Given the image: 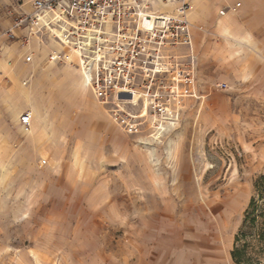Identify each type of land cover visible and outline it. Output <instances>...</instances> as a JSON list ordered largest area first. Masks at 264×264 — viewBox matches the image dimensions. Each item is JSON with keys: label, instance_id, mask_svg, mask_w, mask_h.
I'll return each instance as SVG.
<instances>
[{"label": "rangeland", "instance_id": "obj_1", "mask_svg": "<svg viewBox=\"0 0 264 264\" xmlns=\"http://www.w3.org/2000/svg\"><path fill=\"white\" fill-rule=\"evenodd\" d=\"M192 1L198 13L189 18L208 31L195 45L197 95L178 93L176 80V101L168 100L176 122L162 123L154 136L151 113L137 134L113 124L93 98L78 52L51 63L55 46L40 47L27 32L12 39L29 71L16 80L0 76V264H236L231 251L252 197L264 207L255 190L264 176V99L227 79L235 69L221 65L215 48L225 40L217 27L222 7L241 1L229 15L246 27V13L264 14V0ZM190 54L176 47V70L188 68ZM18 59L11 56L10 65ZM17 84L40 98L47 136L31 140L20 125L32 102L9 95ZM260 228L245 227L239 242L251 264H264Z\"/></svg>", "mask_w": 264, "mask_h": 264}, {"label": "built area", "instance_id": "obj_2", "mask_svg": "<svg viewBox=\"0 0 264 264\" xmlns=\"http://www.w3.org/2000/svg\"><path fill=\"white\" fill-rule=\"evenodd\" d=\"M31 2L33 10L20 13L13 29L26 27L31 37L38 33L42 38L45 35L49 38L51 34L58 38L65 48L59 52L52 50L51 60L67 59L68 49L78 51L79 62L76 63L85 73L96 100L123 131L140 133L142 119L150 113L158 122L152 136L159 132L162 123L176 122V112L168 101L169 97L176 101V80L178 93L197 95L192 91L196 72L189 18L191 0ZM239 6L241 2L221 9L220 14L236 11ZM13 29L7 31L8 36L21 38ZM180 45L191 49V60L188 68L176 70V66H182L176 63V47ZM1 52L0 46V56ZM26 60L32 61L33 54H28ZM180 82L187 83L188 88L180 90ZM135 93H139L138 102L134 101ZM145 98L149 100L148 114L140 117ZM140 101L142 106L136 112L134 109L140 106ZM20 121L28 131L31 112H24Z\"/></svg>", "mask_w": 264, "mask_h": 264}, {"label": "crops", "instance_id": "obj_3", "mask_svg": "<svg viewBox=\"0 0 264 264\" xmlns=\"http://www.w3.org/2000/svg\"><path fill=\"white\" fill-rule=\"evenodd\" d=\"M191 2L193 1L191 0ZM196 4H200V2L198 1ZM227 7L228 5L222 7L221 9ZM32 10L33 7L31 0H0V46L2 51L0 56V76L10 75L14 78V80H16V78H18L23 72L29 71L28 67H25L20 58L22 49L15 47V44L12 42V38L8 36L7 31L9 29H13L14 20L20 13H28ZM220 10L219 15L222 18L218 22L219 24L217 29L219 32H221V35L224 37L225 42H223L221 46L216 47L215 51L219 55L222 67L231 66L235 69V71L232 73V76H228L227 79H237L238 84L242 85L243 87L246 86L251 91L254 97L258 99H264V22H262L264 20V14L246 13L243 18L244 22H247V26L245 27L242 26L239 18L233 15H229L234 11L227 10L225 15H221ZM197 13L198 11L195 8V5H192L190 14H192L193 16ZM191 23L193 35L192 54L195 62V72L197 73L196 61L198 60V54L196 53L195 45L197 41H199V39L203 37L201 35L203 33L208 34V31L204 23L202 22L195 23L191 20ZM27 29L28 28L26 27H20L13 30L19 37H22L27 32ZM33 31L35 30L33 29ZM51 40H54L59 45V47L52 44ZM31 41H33L40 47L52 45L57 49L64 48V46L51 35L49 36L48 42H45L44 39L40 37L38 33H36L34 36H32ZM53 49L54 48H52V50ZM44 51H46L45 53L47 54L46 47H44L43 53ZM31 53L33 54L34 60V51ZM11 56H19V59L17 61L18 63L14 66H11L9 63V58ZM26 56L24 57V62L29 63L33 61H27ZM49 62L52 63L53 60L50 59ZM45 70H48V68H46ZM83 77L85 78V73ZM66 85L77 95L84 97L85 93L79 91L77 86L73 82L68 81ZM90 91L93 95V98L96 100L93 91L91 89ZM7 92L11 97L27 98L32 102L30 112L33 114L32 123L35 121V124L33 123L34 127L32 129L31 123L30 130L27 134L28 138L34 140L40 139L43 136H47L49 134L48 120L40 98L33 94L29 90V87H22L18 84L16 88H12ZM97 103L103 108V110L106 111L109 119L112 121L106 108L98 101ZM90 108L94 110V104H91ZM26 111L29 110H25L23 111V113ZM36 115H39V120L35 119ZM20 119L21 116L19 118V122L22 126ZM113 124L119 127L115 122H113Z\"/></svg>", "mask_w": 264, "mask_h": 264}, {"label": "trees", "instance_id": "obj_4", "mask_svg": "<svg viewBox=\"0 0 264 264\" xmlns=\"http://www.w3.org/2000/svg\"><path fill=\"white\" fill-rule=\"evenodd\" d=\"M255 190L260 198L264 199V176L260 177L256 181ZM261 207L262 205L259 203L258 199L253 196L249 207L246 210V217L244 219L243 226L235 236L234 247L231 251L232 259L236 264H251L250 261H247L245 257V246L239 247V242L241 241L242 236L245 234V227H254L256 224H260L261 228L258 235L261 240H264V207H262V210Z\"/></svg>", "mask_w": 264, "mask_h": 264}, {"label": "bare ground", "instance_id": "obj_5", "mask_svg": "<svg viewBox=\"0 0 264 264\" xmlns=\"http://www.w3.org/2000/svg\"><path fill=\"white\" fill-rule=\"evenodd\" d=\"M51 36L53 37V38H55L56 39V37H54L52 34H51ZM59 42H60V40H58ZM61 43V42H60ZM62 44V43H61ZM63 45V44H62ZM54 51H56V52H59V51H62L63 50V48L62 49H57V48H54L53 49ZM71 50H73L74 52H78V51H76L75 49H71ZM85 81L87 82V84H88V79H87V77H86V75H85ZM145 109H146V112H145V114L147 113V110H148V104L146 105V107H145ZM32 114V113H31ZM32 120H33V114H32ZM31 123H32V121H31ZM30 130V129H29ZM28 130V131H29Z\"/></svg>", "mask_w": 264, "mask_h": 264}]
</instances>
